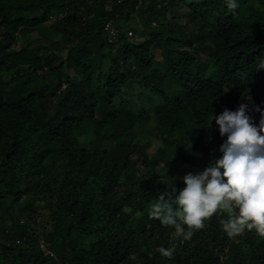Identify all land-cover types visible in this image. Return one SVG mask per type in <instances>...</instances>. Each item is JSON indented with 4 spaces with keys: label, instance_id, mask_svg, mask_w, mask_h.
<instances>
[{
    "label": "trees",
    "instance_id": "trees-1",
    "mask_svg": "<svg viewBox=\"0 0 264 264\" xmlns=\"http://www.w3.org/2000/svg\"><path fill=\"white\" fill-rule=\"evenodd\" d=\"M260 57L264 0H0V264H264L218 211L189 240L147 216L170 163L220 157L211 115L258 125Z\"/></svg>",
    "mask_w": 264,
    "mask_h": 264
},
{
    "label": "clouds",
    "instance_id": "clouds-1",
    "mask_svg": "<svg viewBox=\"0 0 264 264\" xmlns=\"http://www.w3.org/2000/svg\"><path fill=\"white\" fill-rule=\"evenodd\" d=\"M225 3L230 10L240 6V0ZM256 69H264V57L259 58ZM249 108V104L241 103L234 111L225 108L215 117L211 115L208 126L214 118L219 134L226 135L219 147L220 157L198 173H186L178 193L172 186L157 195L147 211L149 218L189 240L193 230L204 227L207 218L217 211L226 212L221 227L228 236L246 229L264 236V108H251L260 112L258 125L246 114ZM174 247L159 246L156 251L171 258Z\"/></svg>",
    "mask_w": 264,
    "mask_h": 264
},
{
    "label": "rangeland",
    "instance_id": "rangeland-1",
    "mask_svg": "<svg viewBox=\"0 0 264 264\" xmlns=\"http://www.w3.org/2000/svg\"><path fill=\"white\" fill-rule=\"evenodd\" d=\"M128 31L132 32L133 29L131 28ZM132 36H133V34H132ZM18 47L19 46L17 45L15 48L18 49ZM154 57H155V59H159V55H158L157 51L154 52ZM133 92H138V87L136 85H134ZM148 110L150 111L149 107H148ZM149 151H150L149 154L152 155L154 153V151H155V147L149 149ZM194 161L195 162H202V158L198 157V158L194 159ZM167 170L171 174V178H172L173 181H182V177L186 173L191 172V173L195 174V173H198V172L202 171L203 168H202V166H199V165H192L190 163H186V162H182V161H177L176 160V162L170 163V165L167 168ZM222 214L226 215V217H227V213L226 212H222ZM37 220H38V218H37ZM241 234H243V233H241ZM237 235H239V234H237ZM233 236L235 237L236 235H233Z\"/></svg>",
    "mask_w": 264,
    "mask_h": 264
},
{
    "label": "built area",
    "instance_id": "built-area-1",
    "mask_svg": "<svg viewBox=\"0 0 264 264\" xmlns=\"http://www.w3.org/2000/svg\"><path fill=\"white\" fill-rule=\"evenodd\" d=\"M104 30H105L106 32H108V38H109V41H112L113 38L117 37L118 34H119V30L113 28L110 24H107V25L104 27ZM127 35H128L129 37H131V36H132L131 31H128V32H127ZM38 243H39V248L41 249V251L44 253L45 256H48V257H52V256H54L53 253L49 250L47 244H45L43 241H39Z\"/></svg>",
    "mask_w": 264,
    "mask_h": 264
}]
</instances>
